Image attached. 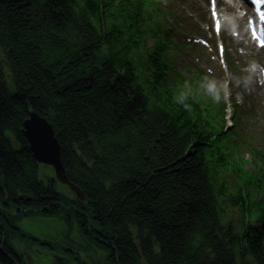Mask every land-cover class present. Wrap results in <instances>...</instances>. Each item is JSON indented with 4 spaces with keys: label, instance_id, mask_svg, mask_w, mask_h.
Instances as JSON below:
<instances>
[{
    "label": "trees",
    "instance_id": "trees-1",
    "mask_svg": "<svg viewBox=\"0 0 264 264\" xmlns=\"http://www.w3.org/2000/svg\"><path fill=\"white\" fill-rule=\"evenodd\" d=\"M121 11L111 0H0V264H29L11 236L35 213L85 231L91 220L117 264H264V217L257 229L233 223L254 203L214 162L209 117L178 101L158 51L155 73L142 67ZM31 111L52 126L86 204L40 179L22 134Z\"/></svg>",
    "mask_w": 264,
    "mask_h": 264
},
{
    "label": "rangeland",
    "instance_id": "rangeland-1",
    "mask_svg": "<svg viewBox=\"0 0 264 264\" xmlns=\"http://www.w3.org/2000/svg\"><path fill=\"white\" fill-rule=\"evenodd\" d=\"M39 177L41 180L48 181L49 178L54 177L53 169L49 166L47 168L41 166ZM56 189L60 193L70 195L65 186L61 184H56ZM12 214L14 213L12 212ZM14 223L21 229L23 236L17 233L12 235V244L24 256L27 255V257H30L32 264H51L57 257L63 256V248H69L68 243H71V239L64 235L63 232L67 231V228L63 220L59 218H45L42 217L41 214L35 213L27 218L15 220ZM76 227H78V225L74 226L73 231L70 232L71 238H75ZM76 238L78 239L80 236L76 234ZM60 239L63 241H59ZM35 240H39L40 242ZM75 246L80 250L78 254L79 257H82L81 255L85 253H87L85 256L89 255V253L95 249L94 247H97L96 243L92 242L90 239L85 242L78 240ZM81 260H84V258Z\"/></svg>",
    "mask_w": 264,
    "mask_h": 264
},
{
    "label": "water",
    "instance_id": "water-1",
    "mask_svg": "<svg viewBox=\"0 0 264 264\" xmlns=\"http://www.w3.org/2000/svg\"><path fill=\"white\" fill-rule=\"evenodd\" d=\"M23 135L29 142L35 161L54 169L56 179L62 185L70 188L75 199L81 203L85 202L84 193L67 177L61 160V148L49 122L36 112L31 111L29 118L24 122Z\"/></svg>",
    "mask_w": 264,
    "mask_h": 264
},
{
    "label": "clouds",
    "instance_id": "clouds-1",
    "mask_svg": "<svg viewBox=\"0 0 264 264\" xmlns=\"http://www.w3.org/2000/svg\"><path fill=\"white\" fill-rule=\"evenodd\" d=\"M226 3L229 7L238 9L239 5L233 3V0H226ZM224 21H225V28L228 31H236L238 28V16L240 15L237 13H232L224 9ZM250 75L244 77V84L247 86L252 81V74L257 72L264 74V66H260L256 62H252L249 64L248 68L246 69ZM202 89H204L205 93L211 97V99L216 102L220 103L221 100H227L229 96V88L228 82L225 80L223 82L217 81L216 79H212L209 77H204V82L200 85ZM187 99V94L182 92L178 98V101L183 104L185 109H189L190 105L185 103Z\"/></svg>",
    "mask_w": 264,
    "mask_h": 264
},
{
    "label": "flooded vegetation",
    "instance_id": "flooded-vegetation-1",
    "mask_svg": "<svg viewBox=\"0 0 264 264\" xmlns=\"http://www.w3.org/2000/svg\"><path fill=\"white\" fill-rule=\"evenodd\" d=\"M93 232L95 234L90 231L85 232L86 237H88L92 241L96 239L95 235H99V232L96 229H93ZM101 246H103V244H101ZM105 246H107V244H105ZM63 251L66 253L64 256L65 258L62 257L61 259H58L57 261H54L51 264H117L114 250H111L109 248L102 249L100 247H96L92 252L89 253V255L85 256V254H87L85 253L81 255L82 257L74 255L67 248H63ZM77 251L80 252L79 249H77ZM83 258L84 260H81Z\"/></svg>",
    "mask_w": 264,
    "mask_h": 264
},
{
    "label": "snow or ice",
    "instance_id": "snow-or-ice-1",
    "mask_svg": "<svg viewBox=\"0 0 264 264\" xmlns=\"http://www.w3.org/2000/svg\"><path fill=\"white\" fill-rule=\"evenodd\" d=\"M256 3H264V0H255ZM211 3H212V16L213 18L216 19V31L217 33H219V30H220V23H219V19L217 17V14H216V9H215V0H211ZM262 16H264V13H261ZM260 46L261 47H264V40H261L260 41ZM222 48V46H221Z\"/></svg>",
    "mask_w": 264,
    "mask_h": 264
}]
</instances>
